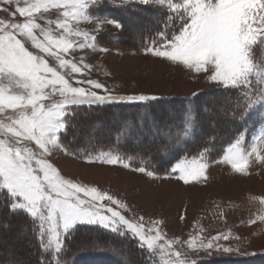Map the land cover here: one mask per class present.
<instances>
[{
  "label": "snow or ice",
  "instance_id": "6c2138e0",
  "mask_svg": "<svg viewBox=\"0 0 264 264\" xmlns=\"http://www.w3.org/2000/svg\"><path fill=\"white\" fill-rule=\"evenodd\" d=\"M154 8L161 10L159 30L144 40V53L204 73L218 92L236 94L231 111L224 113L236 125L235 135L217 162L244 175L253 157L264 163V0H0V208L31 218L39 247L49 254L40 264H67V241L83 225L130 235L145 252L146 264H199L197 257L213 249V241L229 239L221 234L208 241L169 239L162 221H146L123 199L66 178L53 159L57 153L77 155L65 143L74 133L77 109L158 99L112 94L91 78L93 65L85 62L89 51H110L99 43L107 26L124 30L111 10L135 14ZM183 119L181 138L172 142L169 137L164 151L204 134L191 108ZM207 153V147L191 157L173 152L169 175L185 184L207 179ZM84 158L156 176L147 166L132 167L131 157L112 149ZM259 200L264 205V197Z\"/></svg>",
  "mask_w": 264,
  "mask_h": 264
},
{
  "label": "rangeland",
  "instance_id": "374dc122",
  "mask_svg": "<svg viewBox=\"0 0 264 264\" xmlns=\"http://www.w3.org/2000/svg\"><path fill=\"white\" fill-rule=\"evenodd\" d=\"M128 13H130L128 15L129 27L125 25L124 30L118 32L114 27L107 26V31L99 41L100 45L108 47L110 51L106 53L89 51L85 57V62L93 65L92 79L104 83L114 95L143 94L156 96L157 100L192 98L193 93L200 95L216 90L213 84L206 83L204 73L198 74L163 58L152 56L150 53L145 54L144 40L159 30L157 27L159 22L152 28L149 27L152 20L143 17L136 18L132 12L113 9L109 14L112 18L122 20V14ZM0 15L4 14L0 13ZM80 26L85 29L91 27L87 24ZM208 98L206 100L210 99ZM123 104L142 103L111 105ZM106 106L109 105L102 107ZM212 106L213 109H218L217 106ZM82 108L87 107L79 109ZM221 115L222 113H218L213 119L216 120ZM210 117L212 118L211 115ZM212 122L209 120L205 126L214 128ZM177 125L178 121H175V124L171 125L168 130L166 126L161 125L165 127L164 131L161 129L162 131L153 133L151 136L133 137L126 141L150 142V140L167 138L169 131L175 129ZM95 127L97 125H91L89 129L93 130ZM128 130H131V127ZM114 132L115 130L112 129L102 134L108 135ZM110 149L125 157H131L132 167L147 166L149 170L155 169H151L150 164L152 163L149 160L136 157L138 154L135 156L124 154L115 148L92 149L91 147L87 152L81 149L79 150L82 153L80 157L57 153L53 159L66 178L98 187L102 191L123 199L131 206L133 213L143 215L146 221L149 218L162 221L161 228L169 239H179L183 243L192 236H201L205 241L218 234L229 236L227 240L221 238L213 241L214 248L202 251L197 257L199 262L205 258L246 259L264 255V221L258 219L259 216H264V205L259 200L264 197V163L257 162L253 157L250 160L248 174H239L234 172L230 165L217 162L223 155V150L219 156L211 158L209 156L211 150L208 149L204 157V161L208 164L207 179L193 180L185 184L169 175V170L167 172L154 170L156 176L149 177L146 174L134 172L131 168L125 169L122 165L100 164L99 162L91 164L84 158L86 154L96 155ZM127 215L131 217L132 213H127ZM181 216L184 219H180ZM253 219L256 222L250 224L249 221ZM14 226L15 223H12V227ZM79 227H96L110 232L97 226ZM23 230L24 228L21 227L11 237L1 241L3 243L10 241L11 244L6 254L14 261L20 260L18 254H21L20 251L24 249L25 243H28ZM120 237H126L135 242L130 235ZM217 245L220 246L219 250L216 248ZM225 246L238 249V251L224 253L222 248ZM137 249L142 251L138 247ZM183 250H187L186 245ZM142 252L145 261V252Z\"/></svg>",
  "mask_w": 264,
  "mask_h": 264
},
{
  "label": "trees",
  "instance_id": "16d2710c",
  "mask_svg": "<svg viewBox=\"0 0 264 264\" xmlns=\"http://www.w3.org/2000/svg\"><path fill=\"white\" fill-rule=\"evenodd\" d=\"M159 13L157 9H152L149 12L137 11L132 15L136 18L143 17L152 20L149 27L153 28L154 24L161 19ZM128 15L130 13L121 16L126 27L130 26ZM153 20L155 21L153 22ZM235 95L234 92L214 90L192 98L155 100L148 104L82 108L75 113L72 123L76 127L74 133H69L65 143L69 144L71 151L76 153L77 157L82 156L79 151L81 149L87 152L91 147L92 149L115 148L124 154L134 156L138 154L136 157L149 160L152 163V165L150 164L151 169L167 172L171 164L175 163L174 160L169 162L173 152L180 151L182 157H189L198 154L207 147L211 150L209 154L211 158L221 154L227 142L235 135L236 125L224 115L225 112L231 111V100ZM207 98L209 100H206ZM212 105L217 106L218 109H213ZM221 105L222 112L219 111ZM188 108H191L194 114H198L199 122L203 124L204 134L194 140L182 141L179 149L164 151V146L169 143V137L172 142L181 138L180 134L184 128L183 117ZM209 111L211 112L209 113ZM218 113H222V115L216 120L213 119L214 115ZM209 115L212 118H209ZM209 120L213 121L214 128L205 126ZM175 121H178V125L169 131L167 138L150 140V142L126 141L133 137L151 136L161 129L164 131L165 127L163 128L161 125L166 126L168 130L171 125L175 124ZM91 125H97V127L91 130L89 129ZM126 126H131V130H128L127 134H122ZM112 129L115 130L114 133L102 134ZM211 138H214V143L210 142ZM12 223H15L14 227H12ZM21 227L24 228V236L28 243H25L24 249L20 251L22 255L18 254L20 260L14 261L6 254L8 246L11 244L10 241H6V243L1 241L11 237ZM32 229V221L27 215L13 216L7 209L0 208V264H40L42 255L49 256L48 253H43L40 249ZM67 242L71 249L67 254V264H146L144 253L137 249L135 242L96 227H79ZM199 264H264V255L246 259L205 258Z\"/></svg>",
  "mask_w": 264,
  "mask_h": 264
}]
</instances>
